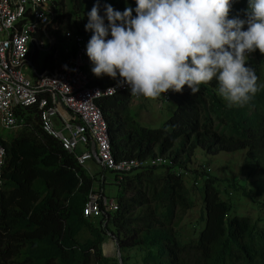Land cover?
Instances as JSON below:
<instances>
[{
  "label": "trees",
  "instance_id": "16d2710c",
  "mask_svg": "<svg viewBox=\"0 0 264 264\" xmlns=\"http://www.w3.org/2000/svg\"><path fill=\"white\" fill-rule=\"evenodd\" d=\"M134 2L90 1L98 52L101 50V60L110 72V80L103 84L136 77L147 65L148 43L152 55L171 47V56L156 63L158 67L163 63L167 69L169 62L180 58L187 61V56L193 59L187 62L185 78L168 85L169 99L176 109L157 128L144 127L132 117L127 92L97 102L108 123L115 159L163 158V162L143 166L121 180L114 175L120 188L126 179L123 193L117 197L118 209L106 214L111 217V231L122 251L114 264L120 259L123 264H264V230L251 217L231 218L233 205L221 198L220 183L226 181V186L236 192L244 185L237 179L232 183L221 180L203 165L199 169L189 166L198 148L208 155L246 150L255 169L264 175V84L248 83L249 65L244 60L251 47L257 61L264 64V0H229L224 4L220 0H190L196 13L210 11L213 15L211 23L201 17L206 20L203 26L208 28L206 36L210 38L195 49L190 45L201 30L197 32L196 26L187 24L185 13L174 0L166 1L164 9L158 11L155 0L153 9L143 12V21L129 17L128 6L133 7ZM78 7L82 10L83 4L78 2ZM146 14L155 23L153 37ZM85 21L80 23L81 28ZM133 26L142 32L140 40ZM130 35L133 46L138 42L142 46L139 59L135 50L130 54L127 49ZM128 56L131 60L125 62ZM166 82L162 90L167 88ZM227 97L237 101L227 103ZM44 139L50 151L41 146L43 137L38 140L29 129L21 130L11 140L3 139L7 164L0 193V264H15V229L35 227L37 218L28 215L30 205L44 193L59 202L50 216L58 235L53 244L42 233L34 235L31 249L44 254L33 258L34 264H110L100 253L103 240L99 228L81 217L84 195L78 194L80 166L54 139L46 135ZM176 142L179 144L174 148ZM43 166L47 167L45 172ZM184 174L193 177L197 185L191 189L201 190L204 196L200 221L205 222V228L198 239L189 241H183L178 230L196 203L186 183L190 179L186 180ZM199 178H203L202 185ZM32 206L43 217V211L49 208L44 198ZM87 225L91 226V238L86 246H91L94 253L89 256L68 251V234L78 233ZM60 244L66 253H59Z\"/></svg>",
  "mask_w": 264,
  "mask_h": 264
},
{
  "label": "rangeland",
  "instance_id": "374dc122",
  "mask_svg": "<svg viewBox=\"0 0 264 264\" xmlns=\"http://www.w3.org/2000/svg\"><path fill=\"white\" fill-rule=\"evenodd\" d=\"M74 1L75 0H58L57 3L54 2V7L57 12V25L55 26V29L52 31L55 32L56 35L54 37L55 43L56 41L57 42L61 41L60 46L62 50L65 49L74 50L76 54L79 47L85 49L82 45V42L85 38L91 39V44H92L91 46L94 47L93 32H97V29L95 27L96 19L94 17L93 12L91 11V7H89L90 1L93 0H76V2ZM166 1L156 0L157 11L164 9L162 8V5H164ZM220 1H222L220 3H223V2H228L229 0H220ZM78 2L83 4L82 10L79 9ZM154 2L155 0H135L133 7H130V5L128 6L130 19L133 17L134 19L142 20L141 18L143 16V12L149 11L152 5L154 4ZM174 2L176 5L179 6L181 11L185 13L187 24L196 26L195 30L197 32L201 30L200 36H205L200 38V36L197 35V37H199V39L201 40L202 39L209 40L210 37L206 36L208 35V28H204L203 26L206 20L202 21V18H207L211 23L213 17L211 12L207 11V14L205 11H201V13H196L194 11L193 5L190 2V0H174ZM146 19H147V24L150 26V31H151L150 35L151 37H153L155 23L150 20L148 14H146ZM83 21H85L84 24L86 25L83 24L84 26L81 28L82 25L81 26L79 25ZM140 25H142V22H140ZM79 27L82 29V32H77L75 30V29H79ZM144 28L145 27H143L142 29L143 31ZM74 35L79 36L80 39L78 41H75ZM134 35L138 40L143 38L142 32L136 31V27H134ZM55 43H54V50L59 53L58 51L59 46L57 44L56 47ZM199 44H200L199 41L193 39V44L190 46L192 47V49H195L197 46H199ZM167 45H169V42ZM209 48L210 46L207 47V49ZM44 49H48V42L45 39H44ZM127 49L129 50L130 54L132 53L133 50H135L138 59L143 55L141 44L138 42L136 46H133L131 35L129 38V45L127 46ZM152 50L153 49L151 43H148L147 51L149 57L147 59V65H149V70H151L152 67L154 68L156 67L158 68L157 70L161 71L164 68L163 67L164 64L162 63L158 67L156 66V63H158L161 59L167 60L171 56V47L167 51H160L157 55H152ZM98 53L99 56H102L101 50ZM256 57H257L256 53L252 50L251 47H249L248 50L245 52L244 60H246L249 65L248 80L249 79L250 80L248 83L253 84L256 82L257 85L260 86L264 84V64L259 63ZM59 59L64 60V56L63 57L60 56V57H56V59H52L48 57L47 51L45 50V51H40V53L35 58V62L39 67H43L44 63L47 60L48 67L53 68L55 62L58 61ZM192 59L193 57L187 56V61H185L186 60L185 58H180L179 60L177 59L169 62V64L167 65L168 68L167 69L164 68V70L168 71L169 73V77L166 80L168 83L166 82L167 83L166 85H169V82L171 80L174 81L177 77L178 79L180 77L185 78L187 62L191 61ZM130 60L131 58H129L128 56L125 59V62H130ZM35 69L37 70V72L38 70H40L37 68L36 65H35ZM42 70H46V69H42ZM29 73L30 72H28L27 74ZM136 76H141V74L138 73ZM109 80H110V74L105 80L102 81L97 79L96 82L105 83ZM247 86H252V85H247ZM246 90L247 88L244 89V92ZM124 91L127 92L126 90H123V93ZM120 92L121 91H118L115 94L114 93L109 94L108 97L118 95L120 94ZM141 95H143V97H141ZM140 101H142L141 107L140 105H138ZM235 101H237V99H231L227 97V103H232ZM128 103L132 117L135 120H137V122L140 125L149 128H157L161 126L165 121H167L172 116L173 111L176 109V105L171 100L164 99V97L161 95V92L159 90H156L154 93L146 92L140 94L136 98L130 99L129 96ZM101 113L99 114L100 116L98 115L97 119L99 121V125L102 124L100 131L102 132V136L104 138V142L102 144L104 145L105 148L107 147L106 149L109 150L111 149V143L109 137L108 123L106 121L103 112ZM79 114H80L79 112L73 111L72 113L63 116L65 119L62 118L59 121L56 118L54 119V123L57 125L60 132H62L61 133L62 138L60 141L59 139H56L54 136H52V134H50L47 131L48 128L46 129V127H44L43 125L38 124L37 117H39L40 115V109H38L36 113L33 115V122H31V125H29V130L33 131L35 137L38 140L40 139V137H43L41 146L46 148V150L48 151H50L51 147L49 146L48 142L44 139L45 135L54 139L57 143L59 144L61 143V146L65 150V152L71 155L74 158L75 163L80 166L78 170H80L81 172V177L79 179V186L81 187L78 191V194L84 195L82 208L88 206L90 207V205H92L95 202V200L98 198V184L94 183L95 179L93 178H95V176H92L95 173H98L97 174L98 179L100 178V175L102 174L104 175L105 178V183L103 184L104 193H105L104 195L105 196L107 195V199H111L113 197L112 198L113 204L118 207V202H117L118 200L115 199L114 197H118V195L120 196L123 193L122 185L125 183L126 179L122 182L120 188L119 186L115 185V181H114L115 174L110 171L102 170L101 167L105 164V162H103V157L100 155V151H104V149H102L103 147L100 144V141H98L97 138L95 137L96 133L90 129V125L93 124V117L86 119L84 117L82 118L81 116L79 117ZM82 131L85 132L84 134L87 136H85ZM20 133H21V129L9 130V129L0 128V137L6 140H11L14 137V135L15 137H18ZM68 133L70 136L68 135ZM79 135L82 136V138L79 139L78 138ZM63 138H66L68 141L75 140V144L72 145V147L69 145L70 147L68 146L66 148L63 145L64 144ZM87 141L89 143H86ZM178 144L179 142H176L174 148H176ZM83 145L86 147L89 146L90 147L86 148ZM200 165H203L205 169L210 168V172H214L215 175L220 177L221 180L226 179L232 183L237 179V181L241 185H244V187L240 189V191L236 192L234 189H231L228 185L226 186L227 183L226 181L220 183L221 184L220 188L222 190L221 198L224 201L228 202L229 204L233 205L232 211L230 213L231 218L235 216L251 217L259 225V228L264 230V175L255 169L254 161L248 158V151L244 150V151H237L234 153L219 152L218 154L208 155L203 150L198 148L195 150L194 154L192 155L191 161L189 162V166L190 168H192L193 166V169H199ZM46 169H47L46 166L42 167L43 172H45ZM131 172L132 171H129L128 177L133 175V174L131 175ZM189 174H184L186 180L190 179ZM193 180H194L193 177H191L190 182L189 183L186 182V183L189 189L191 190V197L193 198V200L196 201L194 206L195 208L189 210V212L186 214V216L178 226V230L181 233V238L183 241L198 239L200 233L205 228V222L200 221V217L202 216L203 207H204V196L201 190L191 189L194 184ZM198 181L202 185L203 178H199ZM194 185L197 186L196 183ZM201 185H199V187ZM88 217H89L88 219L91 220V216ZM100 217L103 218V214H100ZM100 217H98L99 226H97L94 221L91 222L97 228H99V232L101 234V240H105L108 237L109 238L108 242L110 241L109 243L115 244V248L107 246L105 250V254H110V256H112L107 258L109 259L110 264H114L113 260L119 258V256L122 254V251L118 250L119 247L118 241H116V243L113 242L114 235L111 231L113 230V225L109 223L111 219L106 217L107 222L104 223V220L100 219ZM90 228L91 226L87 225L85 228H82L81 231L85 235L87 232L91 233ZM133 242H135V240H133ZM104 243H107V241ZM123 262L124 261L119 260V264H123Z\"/></svg>",
  "mask_w": 264,
  "mask_h": 264
},
{
  "label": "built area",
  "instance_id": "2783aa9c",
  "mask_svg": "<svg viewBox=\"0 0 264 264\" xmlns=\"http://www.w3.org/2000/svg\"><path fill=\"white\" fill-rule=\"evenodd\" d=\"M58 0H0V122L5 127L15 126V104L26 107L36 105L40 109L42 125L55 138H62V134L54 125V117L61 120L68 114H64L62 105H67L72 112H79L86 119L98 118V111L91 103V96L96 92L90 89L89 81L84 75L83 66L86 58L94 54V49L88 38L82 45L85 49L78 48L76 56L63 62L51 71L42 74L35 69V47L39 50L43 47V35L49 42V47L54 48L57 14L54 2ZM75 41L80 39L74 37ZM55 56V55H54ZM30 72V76L25 73ZM145 74L148 69L144 68ZM166 81V72L158 73L154 83L146 78H132L122 80L110 85L102 86L105 95L123 90L129 91L132 98L139 94L155 91ZM70 112V113H72ZM96 138L100 141L104 151H100L103 161L108 166L114 162L108 149L102 144L101 127L93 125ZM82 138V136H78ZM64 140V147L75 144V140ZM61 144V143H60ZM69 146V147H70ZM5 154V147L0 142V185L1 165ZM102 199L97 198L90 207L84 208L87 216L100 215L104 212L100 209Z\"/></svg>",
  "mask_w": 264,
  "mask_h": 264
},
{
  "label": "clouds",
  "instance_id": "9594fccd",
  "mask_svg": "<svg viewBox=\"0 0 264 264\" xmlns=\"http://www.w3.org/2000/svg\"><path fill=\"white\" fill-rule=\"evenodd\" d=\"M75 30L77 32H82V29L81 30L75 29ZM75 36H77V35H74V37ZM95 37H96V33L93 32L94 47H92V48L94 49L95 52H94L93 55H91V56H89V57L86 58V64L83 66V70H84L85 77L89 81V84H90L89 87H90V89H95L96 88V92L91 96V103L97 109L98 113L100 114L102 112V110L97 105V102L101 98H103V97H108V95L103 94V92L101 90L102 89V86L104 84L103 83L96 84V80L97 79L102 80V81L105 80L108 77V75L110 74V72L107 69V67L104 66V63L101 60V56H99L98 47H97V43H96ZM89 41L91 42V39H89ZM60 42H57L56 41V43H55L56 44V47H57V44L59 46V50H58L59 53L56 52L54 50V48H51V50H49L47 52V54H48V57L49 58H52V59H56V57H60V56L63 57L64 56V60L63 59L62 60L59 59L58 61L55 62V65H54L53 68H47L46 71H51L55 67H57L59 64H61L63 62H67L70 58H74L76 56L74 50H70V49L62 50L61 49V46H60ZM31 53H34V52L31 50ZM39 53H40V51L35 52L34 57L37 56ZM35 65L38 66L36 64V62H35ZM43 66H47L46 62L44 63ZM144 68H147L148 69V73L147 74H145L143 72L144 71ZM154 71H156V73L154 75V78H155V76L158 73L163 72V71L166 72L164 70V68L161 71L155 69L154 67H152V69L149 70V65H146V66H144L141 69V72L139 73V74H141V76H136V78L143 77V78H146L147 80L150 79L151 82L154 83V79L152 78L153 77V74H154ZM28 76H30V74H28ZM166 76H167V72H166ZM155 91H151L150 90V92H152V93H154ZM120 93H122V92H120ZM127 93L129 94L130 99H131L133 95H131L129 91H127ZM27 108H28L27 109V114L29 116V121H28V124H27V129H29V125H31V122H33V115L36 113V111L38 110L39 107L37 106V109L36 110H33L32 109V106H29ZM14 111H15V107H14ZM55 118L58 121L60 120L59 117H54V119ZM37 122L40 125L42 124L40 115H39V117H37ZM93 124L94 125H97L98 127H101L99 125V121H98L97 118L93 121ZM93 124L90 125V129L91 130L94 129L93 128ZM54 125L57 127V125L55 123H54ZM0 128L14 130L15 129V126H13V127H5L0 122ZM0 142L5 147V154H4L3 162H2V165H1V168H2L1 169V180H2V184L0 185V193H1V191L3 190V186H4V170H5V167H6V164H7V147L5 146L2 137H0ZM59 146L62 148L61 144H59ZM84 147H86V146H84ZM109 152H110V155H111V157L113 159L115 156L112 153V150L109 149ZM103 162H105V161H103ZM106 166H108V165L105 163L101 167L102 170ZM97 174L98 173H95V174L92 175V176H95V180H94V183L95 184L96 183L98 184V182H97ZM45 196H46V193H44L42 195V198L40 197V194L37 195V197H35L32 200L31 205H30V209H29L28 215L30 217H36L37 218V220L34 222L35 227L30 228V229H26V228H20L18 230L15 229V253H16V255H15V264H22V263L34 264V261L32 260L33 258H35V257H41V256L44 255L40 249L39 250H35V249L33 250V249H31L32 248V241H33L34 235L36 233L39 232V233L44 234V236L52 244L54 242L55 235H58L57 232L54 231L53 221L50 218V216H51L52 211L55 208L58 207V203L59 202H55L52 199L46 198ZM43 198L46 201V205L49 207L48 209H46V210L43 211L44 212V215H45L44 217L42 215H39L38 211H35L34 210V207L32 206L33 203H40V201ZM98 198L102 199V190H101V187H100L99 184H98ZM65 205L66 204H64V206ZM84 208H82V213H81L82 215H81V217L84 218L85 220H88V221L94 220L96 222V225L99 226V219H98V217H100V215H94V216L90 215L91 216V220H89L88 219L89 217L84 214ZM106 217L109 218V219L111 218V217H108L106 214L103 213V218L100 217V219L104 220V223H106L107 222ZM85 227L86 226H83L82 228H85ZM68 237H69V241H70L69 244H68V251H77V252H79L81 254H87L89 256H91L94 253V250H93V248L91 246L90 247H87L86 246L87 243H88V241L91 238V233L90 232H87L85 235L83 234V232L81 230L78 233L70 232L68 234ZM113 237H114V241L113 242L116 243L117 239L115 238V236H113ZM108 239L109 238L107 237V239L103 240L100 243V246H99L100 253H101L102 257H105V258L112 257V256H110V254H105V250L107 248V244H110L111 246L114 245V248H115V244H112V243H104L106 241L108 242ZM118 250H120L119 247H118ZM59 253H66V251L63 248V245H61V244H60V247H59ZM55 261H59L58 257H56V260Z\"/></svg>",
  "mask_w": 264,
  "mask_h": 264
},
{
  "label": "bare ground",
  "instance_id": "6f19581e",
  "mask_svg": "<svg viewBox=\"0 0 264 264\" xmlns=\"http://www.w3.org/2000/svg\"><path fill=\"white\" fill-rule=\"evenodd\" d=\"M57 14V12H56ZM36 36H39V38H43V47L41 50H39V48L35 47L32 49L33 52H37V51H49L51 50V48L49 47V42L47 39H45L43 37V35L41 34H37ZM77 37V36H76ZM201 38V36H200ZM44 39L48 42V49H44ZM195 40L199 41L200 43H204L206 42V40L204 39H199V37H194ZM92 45V44H91ZM94 45V44H93ZM46 72V70H38V73H44ZM25 75L28 77V74L25 73ZM132 78H136V77H131L129 79H132ZM178 80V77L176 78ZM180 79V78H179ZM126 80V79H124ZM173 82L172 80L169 82V84ZM116 83V82H115ZM168 83V82H167ZM166 83V84H167ZM96 84H100L98 82H96ZM112 84V83H111ZM174 84V83H173ZM106 85H110V84H104L103 86H106ZM167 88L166 89H161L163 88L162 85L159 86L156 90H159L161 92V95L164 97V99L166 100H170L169 99V95H170V89L168 87V85H166ZM125 92V91H124ZM115 94V93H114ZM140 95V94H139ZM27 107H25L24 105H17L15 104V129H22V128H27V124H28V121H29V116L27 114ZM32 109L33 110H36L37 109V106L36 105H32ZM62 110L64 111V114H69L70 112H72V110L65 104L62 105ZM102 114V113H101ZM78 115V114H76ZM100 116V115H99ZM80 117V115H79ZM75 118V117H74ZM91 118V117H90ZM65 119V118H63ZM72 120V119H71ZM105 120V119H104ZM73 121V120H72ZM82 123V122H81ZM42 125V124H41ZM75 125V124H73ZM83 125V124H82ZM102 125V124H101ZM100 125V126H101ZM86 126V125H84ZM104 126V125H103ZM47 129V128H46ZM89 129V128H88ZM87 129V130H88ZM44 130V129H43ZM67 130V129H66ZM86 130V128H85ZM107 131V130H106ZM83 132V131H82ZM87 132V131H86ZM94 132V131H93ZM62 133V132H61ZM79 133V132H78ZM85 132H83L84 134ZM102 133V132H101ZM107 133V132H106ZM82 134V135H83ZM69 135V133H68ZM85 135V134H84ZM70 136V135H69ZM87 136V135H85ZM91 136V135H90ZM106 137V136H105ZM57 139V138H56ZM68 139V137H67ZM89 139V138H88ZM94 139V138H93ZM91 140V139H90ZM86 141V140H85ZM97 141V140H96ZM86 143H89L88 141ZM94 143V142H92ZM85 145V144H84ZM83 145V146H84ZM90 147V146H89ZM89 147H86V148H89ZM79 148V147H78ZM91 149V148H90ZM103 149V148H102ZM84 150V149H83ZM82 152V151H81ZM90 152V151H89ZM96 153V152H95ZM91 154V153H90ZM86 155V154H85ZM91 156V155H90ZM94 157V156H93ZM101 157V156H100ZM93 159V158H92ZM99 159V158H98ZM102 159V158H101ZM98 162V161H97ZM113 164L111 166H106L103 171H107V170H110L112 172L115 173V175L119 178V180H121L124 176L126 177L127 174H129V171H134V170H137L143 166H153V165H156V163H160V162H163V158L162 156H159V155H156L154 157H147L143 160H140V159H137V158H132V159H120V160H117L115 159V157L113 158ZM98 164V163H97ZM143 169V168H142ZM134 174V173H133ZM128 177V176H127ZM95 179V178H93ZM97 182L98 184L100 185L101 187V190H102V200L100 202V209L104 212V214H109V213H113L115 212L118 207L115 206L113 204V201H112V198L111 199H107V195L105 196L104 194V188H103V184L105 183V178H104V175H100V178L98 179L97 178ZM115 199H117V197H114ZM118 202V201H117ZM122 260V259H120ZM123 261V260H122Z\"/></svg>",
  "mask_w": 264,
  "mask_h": 264
},
{
  "label": "crops",
  "instance_id": "0c3cea01",
  "mask_svg": "<svg viewBox=\"0 0 264 264\" xmlns=\"http://www.w3.org/2000/svg\"><path fill=\"white\" fill-rule=\"evenodd\" d=\"M35 58H36V56L34 57V62H35ZM46 64H47V66H43V67H39V66H37V68L40 69V70L49 68V67H48V63H47V60H46ZM141 104H142V101H140V102L138 103V105H140V107H141ZM133 112H134V111H133ZM24 129H27V128H22L21 130H24ZM109 242H110V241H109ZM109 242H107V243H109ZM107 246L114 248V245L111 246L110 244H107Z\"/></svg>",
  "mask_w": 264,
  "mask_h": 264
},
{
  "label": "flooded vegetation",
  "instance_id": "af4514ba",
  "mask_svg": "<svg viewBox=\"0 0 264 264\" xmlns=\"http://www.w3.org/2000/svg\"><path fill=\"white\" fill-rule=\"evenodd\" d=\"M59 14V13H58Z\"/></svg>",
  "mask_w": 264,
  "mask_h": 264
}]
</instances>
